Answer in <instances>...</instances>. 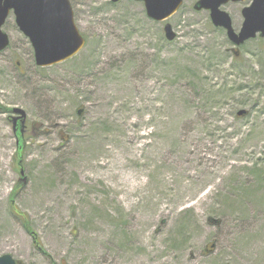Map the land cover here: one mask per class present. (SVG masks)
Masks as SVG:
<instances>
[{
    "label": "rangeland",
    "instance_id": "obj_1",
    "mask_svg": "<svg viewBox=\"0 0 264 264\" xmlns=\"http://www.w3.org/2000/svg\"><path fill=\"white\" fill-rule=\"evenodd\" d=\"M196 1L158 23L142 3L69 0L85 46L47 68L8 16L0 257L264 264V39L233 46ZM250 2L221 7L235 33Z\"/></svg>",
    "mask_w": 264,
    "mask_h": 264
},
{
    "label": "water",
    "instance_id": "obj_2",
    "mask_svg": "<svg viewBox=\"0 0 264 264\" xmlns=\"http://www.w3.org/2000/svg\"><path fill=\"white\" fill-rule=\"evenodd\" d=\"M121 0H110L118 3ZM142 3L149 20L163 23L177 13L184 0H129ZM245 0H198L193 9L209 12L211 24L225 31L228 41L235 47L259 37L264 39V0H251L241 11V28L235 33L229 15L220 8L228 3H243ZM12 13L18 31L29 41L35 66L47 68L66 62L76 56L85 46V40L74 22L68 0H0V53L9 46V38L2 27ZM164 38L172 42L176 34L169 24L163 26ZM14 120L23 122L25 114L13 109ZM245 115L239 111L237 116ZM214 245L210 246L212 249ZM208 251V250H207ZM0 264H23L10 255L0 257Z\"/></svg>",
    "mask_w": 264,
    "mask_h": 264
},
{
    "label": "trees",
    "instance_id": "obj_3",
    "mask_svg": "<svg viewBox=\"0 0 264 264\" xmlns=\"http://www.w3.org/2000/svg\"><path fill=\"white\" fill-rule=\"evenodd\" d=\"M15 193H12V197H10L11 199H10V201L12 202V198H13V195H14ZM15 216L17 217V219H20V221L22 222V228H23V230L25 231V233L30 237V238H32V241H33V244L34 245H36L37 246V244H38V242H37V240H36V234L31 230V227H30V225H29V222H27V220L23 217V216H21V215H16L15 214ZM176 243V246H178L181 242H178L179 244H177V242L175 241L174 242V244ZM175 246V247H176ZM37 247H39V245L37 246ZM174 247V248H175Z\"/></svg>",
    "mask_w": 264,
    "mask_h": 264
},
{
    "label": "flooded vegetation",
    "instance_id": "obj_4",
    "mask_svg": "<svg viewBox=\"0 0 264 264\" xmlns=\"http://www.w3.org/2000/svg\"><path fill=\"white\" fill-rule=\"evenodd\" d=\"M246 1H247V0H246ZM250 4H251V2H250ZM250 4H249V5H250ZM207 13H208V12H207ZM221 30H222V29H221Z\"/></svg>",
    "mask_w": 264,
    "mask_h": 264
}]
</instances>
